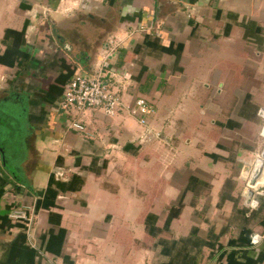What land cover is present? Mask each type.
<instances>
[{
    "label": "crops",
    "instance_id": "obj_1",
    "mask_svg": "<svg viewBox=\"0 0 264 264\" xmlns=\"http://www.w3.org/2000/svg\"><path fill=\"white\" fill-rule=\"evenodd\" d=\"M110 37L101 79L154 107L145 126L62 107ZM259 110L264 0H0V264H264Z\"/></svg>",
    "mask_w": 264,
    "mask_h": 264
},
{
    "label": "built area",
    "instance_id": "obj_2",
    "mask_svg": "<svg viewBox=\"0 0 264 264\" xmlns=\"http://www.w3.org/2000/svg\"><path fill=\"white\" fill-rule=\"evenodd\" d=\"M71 11L72 8H68L64 9L63 13L70 14ZM118 45L119 42L115 38L110 37L106 47L100 54L99 62L96 65L93 75L89 77L76 75L68 81L64 86L62 107L64 109L73 108L76 110H82L83 108L97 109L108 117H114L119 110H124L128 115L136 118L141 126H145V118L155 113L154 107L144 98L135 99L131 105L126 104L116 92L108 90L101 79L103 64L111 60L116 54ZM110 77H114V75L110 74ZM258 115L264 121V110H259ZM70 128L77 131L84 130V127L77 122H72ZM261 137L264 139V125L261 130ZM8 220L14 225H23L28 243L39 252L34 242V208L20 207L12 209L8 214ZM261 240L262 236L260 235H253L251 237V243L253 245H258Z\"/></svg>",
    "mask_w": 264,
    "mask_h": 264
},
{
    "label": "water",
    "instance_id": "obj_3",
    "mask_svg": "<svg viewBox=\"0 0 264 264\" xmlns=\"http://www.w3.org/2000/svg\"><path fill=\"white\" fill-rule=\"evenodd\" d=\"M256 159H259L261 163H264V149L261 152V154L253 160V162L250 165H247L245 168V171L249 173L248 181H247V190L246 194L247 197L244 196V198L247 201L252 202V199L255 195V192L258 190V180L262 177L264 174V164H262V168L260 166L254 165V162Z\"/></svg>",
    "mask_w": 264,
    "mask_h": 264
},
{
    "label": "trees",
    "instance_id": "obj_4",
    "mask_svg": "<svg viewBox=\"0 0 264 264\" xmlns=\"http://www.w3.org/2000/svg\"><path fill=\"white\" fill-rule=\"evenodd\" d=\"M214 159L216 158L215 156H212ZM182 204H181V200L180 201H178V205H176V207H180ZM178 214V210H170V213H169V215H168V217H167V219H166V221H165V224H164V227L167 229L168 228V225H169V223H170V221L172 220V218L174 217V216H176ZM153 217L152 216H148L147 217V219L146 220H148L147 222H149V220L150 219H152ZM155 220H156V218H155ZM149 225V224H148ZM152 226L150 225L149 226V232L152 234L153 233V229L151 228ZM249 242H250V239H249ZM260 260H261V258L259 257L258 259H257V261H252V260H250V259H246V261H245V264H257V263H259L260 262Z\"/></svg>",
    "mask_w": 264,
    "mask_h": 264
},
{
    "label": "rangeland",
    "instance_id": "obj_5",
    "mask_svg": "<svg viewBox=\"0 0 264 264\" xmlns=\"http://www.w3.org/2000/svg\"><path fill=\"white\" fill-rule=\"evenodd\" d=\"M5 118L0 114V122L1 123H3V124H5ZM263 125H264V123H263ZM2 144H4V143H2ZM263 149H264V139H263ZM263 149H262V151H263ZM261 151V152H262ZM261 152L258 154V156L261 154ZM256 162V161H255ZM254 165H255V163H254ZM263 176V180H262V183H264V174L262 175ZM258 182H260V181H258Z\"/></svg>",
    "mask_w": 264,
    "mask_h": 264
},
{
    "label": "bare ground",
    "instance_id": "obj_6",
    "mask_svg": "<svg viewBox=\"0 0 264 264\" xmlns=\"http://www.w3.org/2000/svg\"><path fill=\"white\" fill-rule=\"evenodd\" d=\"M262 164H264V163H261V161L259 159H257L256 162H255V165L256 166H260L261 168H262V166H261ZM245 196L247 197V194H245ZM248 204L253 205V203L250 202V201H248Z\"/></svg>",
    "mask_w": 264,
    "mask_h": 264
}]
</instances>
